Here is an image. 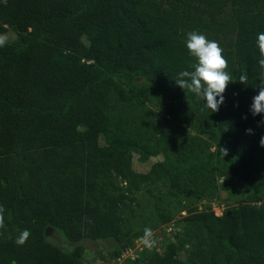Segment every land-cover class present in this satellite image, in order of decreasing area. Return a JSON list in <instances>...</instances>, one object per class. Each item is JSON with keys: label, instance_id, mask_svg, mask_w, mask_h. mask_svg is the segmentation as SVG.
<instances>
[{"label": "trees", "instance_id": "obj_1", "mask_svg": "<svg viewBox=\"0 0 264 264\" xmlns=\"http://www.w3.org/2000/svg\"><path fill=\"white\" fill-rule=\"evenodd\" d=\"M9 29L18 38L0 47V264H83L85 239L114 238L120 258L144 231L122 230L116 178L168 182L196 200L247 195L220 216L190 210L166 243L156 232L173 222L162 217L155 246L125 264H264V114L249 111L264 79V0H0V34ZM190 31L217 41L228 60L233 82L218 112L175 82L197 63ZM153 89L187 109L159 127L140 115ZM191 119L206 139L183 128ZM161 155L147 173L134 169L135 156Z\"/></svg>", "mask_w": 264, "mask_h": 264}, {"label": "rangeland", "instance_id": "obj_2", "mask_svg": "<svg viewBox=\"0 0 264 264\" xmlns=\"http://www.w3.org/2000/svg\"><path fill=\"white\" fill-rule=\"evenodd\" d=\"M225 15H231V8L227 9ZM6 35L8 37L7 40L11 42L18 38V33L12 29H9ZM187 107V101L181 96L177 94H160L156 89H153L150 99L146 107L140 112V115L145 116V118L150 119L160 127L167 121L172 120V116L169 114L170 111L178 114L184 112ZM182 126L188 129L191 135L205 138L200 134L197 124L192 119L182 124ZM219 149L218 146H212L209 152L216 153ZM160 160H163L162 155L148 159L145 162L139 159V156H135L134 169L140 173H147ZM219 180L222 183L223 179L220 178ZM112 194L122 219V230L130 235L138 231H144L146 227L151 228L155 232L158 228L155 229L153 226L158 225L157 223L162 217H171L170 222L173 223L162 227L161 231L156 232L161 234L162 241L165 243L175 236L178 228L183 226V221L189 216L188 212L190 210L196 209L200 212L213 211L220 216L227 207L237 205V203L246 200L247 197V195H244L243 199H235L229 192L222 191L217 197L196 200L187 194H180L174 191L170 188L168 182L160 181L137 187L131 186L120 178L115 179L112 186ZM49 238H51V241L54 239L56 243H61L67 249L71 247L64 241L62 234H58L55 230ZM83 246L85 249L83 264H118L117 257H114V252L119 249L120 245L114 238L106 241L85 239ZM159 246L161 247L163 244L160 243Z\"/></svg>", "mask_w": 264, "mask_h": 264}, {"label": "clouds", "instance_id": "obj_3", "mask_svg": "<svg viewBox=\"0 0 264 264\" xmlns=\"http://www.w3.org/2000/svg\"><path fill=\"white\" fill-rule=\"evenodd\" d=\"M186 37V47L190 55L196 58L197 63L193 66V71H181L175 82L183 90L187 89L198 98L204 100L202 111L207 109L211 112H218L220 106L224 103L223 94L228 84L233 82L232 76L226 71L228 60L223 55V49L217 41L209 40L205 35L199 34L197 31L188 32ZM7 39L6 34H0V47L6 45ZM256 46L260 55L258 64L264 70V32L258 33ZM247 79L246 75H241L238 80L246 84ZM249 111L254 117L264 114V79L261 80L258 95L253 97ZM243 118L247 119V116ZM259 124H264V120L260 121ZM246 133L253 134V130L249 128L246 130ZM260 146L264 147V137L260 139ZM219 151L222 156L228 155L226 148H220ZM4 213L5 208L3 205H0V230L6 228ZM2 234L0 232V235ZM153 235L151 228L146 227L144 229L141 239L143 244L148 248L155 246L156 241L153 239ZM29 237L30 231L25 229L18 234L15 243L22 246L27 242Z\"/></svg>", "mask_w": 264, "mask_h": 264}, {"label": "built area", "instance_id": "obj_4", "mask_svg": "<svg viewBox=\"0 0 264 264\" xmlns=\"http://www.w3.org/2000/svg\"><path fill=\"white\" fill-rule=\"evenodd\" d=\"M144 248L145 245L143 244L142 239H137L135 246L127 249L121 257L117 259L118 264H125L128 260H136L139 257V253L142 252Z\"/></svg>", "mask_w": 264, "mask_h": 264}, {"label": "water", "instance_id": "obj_5", "mask_svg": "<svg viewBox=\"0 0 264 264\" xmlns=\"http://www.w3.org/2000/svg\"><path fill=\"white\" fill-rule=\"evenodd\" d=\"M53 231H54V229L52 227H48L47 230H46V236L47 237L51 236Z\"/></svg>", "mask_w": 264, "mask_h": 264}]
</instances>
